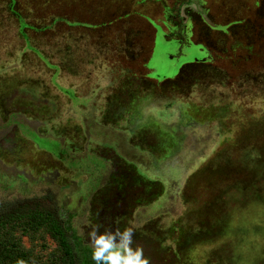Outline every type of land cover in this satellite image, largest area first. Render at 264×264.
Instances as JSON below:
<instances>
[{"label": "rangeland", "instance_id": "374dc122", "mask_svg": "<svg viewBox=\"0 0 264 264\" xmlns=\"http://www.w3.org/2000/svg\"><path fill=\"white\" fill-rule=\"evenodd\" d=\"M29 199L82 264L126 229L149 264H264V0H0V205Z\"/></svg>", "mask_w": 264, "mask_h": 264}, {"label": "trees", "instance_id": "16d2710c", "mask_svg": "<svg viewBox=\"0 0 264 264\" xmlns=\"http://www.w3.org/2000/svg\"><path fill=\"white\" fill-rule=\"evenodd\" d=\"M46 234L54 243L49 264H82V256L67 229L58 205L29 199L0 205V264H32L30 249L21 238ZM83 253L91 255L84 248Z\"/></svg>", "mask_w": 264, "mask_h": 264}, {"label": "clouds", "instance_id": "9594fccd", "mask_svg": "<svg viewBox=\"0 0 264 264\" xmlns=\"http://www.w3.org/2000/svg\"><path fill=\"white\" fill-rule=\"evenodd\" d=\"M120 237V242L116 238ZM132 230L126 229L123 233L101 234L94 239V251L92 259L96 264H149L148 259L143 258V250H133Z\"/></svg>", "mask_w": 264, "mask_h": 264}]
</instances>
